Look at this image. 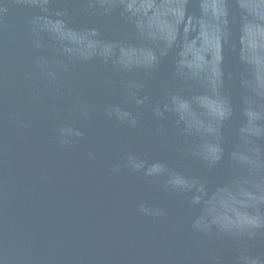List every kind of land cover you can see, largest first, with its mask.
<instances>
[{
    "label": "water",
    "instance_id": "obj_1",
    "mask_svg": "<svg viewBox=\"0 0 264 264\" xmlns=\"http://www.w3.org/2000/svg\"><path fill=\"white\" fill-rule=\"evenodd\" d=\"M254 262L264 0H0V264Z\"/></svg>",
    "mask_w": 264,
    "mask_h": 264
},
{
    "label": "clouds",
    "instance_id": "obj_2",
    "mask_svg": "<svg viewBox=\"0 0 264 264\" xmlns=\"http://www.w3.org/2000/svg\"><path fill=\"white\" fill-rule=\"evenodd\" d=\"M78 135H79V133H77ZM254 264H255V262H254Z\"/></svg>",
    "mask_w": 264,
    "mask_h": 264
}]
</instances>
